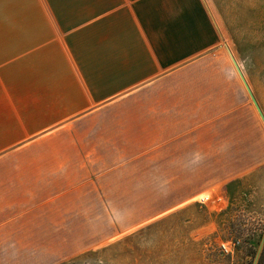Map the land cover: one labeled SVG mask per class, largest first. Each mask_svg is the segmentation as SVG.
Masks as SVG:
<instances>
[{
	"label": "crops",
	"instance_id": "0c3cea01",
	"mask_svg": "<svg viewBox=\"0 0 264 264\" xmlns=\"http://www.w3.org/2000/svg\"><path fill=\"white\" fill-rule=\"evenodd\" d=\"M225 40L208 0H0V242L60 226L66 242H131L130 264H180L185 229L160 224L215 194L177 188L218 164L199 135L234 83L203 64ZM166 197L182 200L152 211Z\"/></svg>",
	"mask_w": 264,
	"mask_h": 264
},
{
	"label": "rangeland",
	"instance_id": "374dc122",
	"mask_svg": "<svg viewBox=\"0 0 264 264\" xmlns=\"http://www.w3.org/2000/svg\"><path fill=\"white\" fill-rule=\"evenodd\" d=\"M208 1L217 13L226 40L219 53L207 59L203 67L210 63L211 76L216 67L217 77L233 81L234 97L228 98L227 110L218 117L215 128L199 135L203 150L217 149L218 164L203 166L202 176H193L177 189L187 195L201 188L202 194L210 196L206 187L211 181L217 188L209 200L191 204L160 225H182L185 229L187 240L179 243L180 264H255L264 246V0ZM120 185L128 187L129 182ZM110 200L113 199H106V203ZM154 200L152 211L156 212L182 198ZM123 203L127 204L126 199ZM151 214L122 213L121 220L129 223ZM103 216L93 214L91 218ZM113 230L114 227L106 226V234ZM170 230L168 227L164 232V239ZM52 231L53 227L42 226L39 237V232L26 227L23 235L0 242V264H130L134 260L130 258L129 241L98 248L99 241H62L64 235L60 231L64 233V227H58L56 237ZM133 244L149 248L152 243ZM223 244L229 246L230 252L223 249ZM155 245H160L167 255L176 243L162 241ZM253 251L257 252L255 259Z\"/></svg>",
	"mask_w": 264,
	"mask_h": 264
},
{
	"label": "trees",
	"instance_id": "16d2710c",
	"mask_svg": "<svg viewBox=\"0 0 264 264\" xmlns=\"http://www.w3.org/2000/svg\"><path fill=\"white\" fill-rule=\"evenodd\" d=\"M253 256H254V259L256 258L257 256V252L256 251H253ZM255 261V260H254ZM253 261V262H254ZM255 264H264V246H263V249L262 251L260 252Z\"/></svg>",
	"mask_w": 264,
	"mask_h": 264
},
{
	"label": "built area",
	"instance_id": "2783aa9c",
	"mask_svg": "<svg viewBox=\"0 0 264 264\" xmlns=\"http://www.w3.org/2000/svg\"><path fill=\"white\" fill-rule=\"evenodd\" d=\"M223 249L226 251V252H230V248L228 245L226 244H223Z\"/></svg>",
	"mask_w": 264,
	"mask_h": 264
},
{
	"label": "bare ground",
	"instance_id": "6f19581e",
	"mask_svg": "<svg viewBox=\"0 0 264 264\" xmlns=\"http://www.w3.org/2000/svg\"><path fill=\"white\" fill-rule=\"evenodd\" d=\"M202 199H206V197H205V196H203V197H202Z\"/></svg>",
	"mask_w": 264,
	"mask_h": 264
}]
</instances>
